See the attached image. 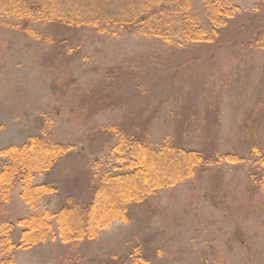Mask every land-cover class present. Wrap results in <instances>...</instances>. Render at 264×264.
<instances>
[{
    "label": "rangeland",
    "instance_id": "rangeland-1",
    "mask_svg": "<svg viewBox=\"0 0 264 264\" xmlns=\"http://www.w3.org/2000/svg\"><path fill=\"white\" fill-rule=\"evenodd\" d=\"M220 1L237 6L244 13H252L255 7L264 8V0ZM191 13L207 26L201 0H191ZM252 28L250 23L243 28L235 26L227 36L228 42ZM46 29L44 33H49ZM70 34L75 48L61 57L64 65L59 66L52 47H43L20 29L0 23V149L20 145L44 130L48 139L68 147L71 154L49 174L35 178V185L52 181L58 188L57 194L44 197L35 211L54 209L67 194L84 199L85 178L90 173H104L119 166L110 148L96 159L88 154V126L81 128L70 120L68 110V103L77 92L99 82L108 68L118 65L133 84L142 85H132V93L144 92L143 86L150 80L163 83L176 74L175 84L167 83L179 93L177 105L183 104L182 97L188 102L204 87L208 93H202L192 111L197 105L205 118L204 98L216 102L213 130L195 131L191 147L210 144L220 154L247 155L242 133L244 116L254 106L264 107V52L249 46L251 40L241 45L238 37L237 47L227 42L229 51L223 50L218 58L211 57L203 65L204 61L197 59L206 55L207 47L167 46L154 38L114 31L76 29ZM179 78L184 80L181 90L177 87ZM53 84L57 87L54 93ZM166 91L171 93L170 88ZM154 93L149 91L139 97L146 100ZM165 96L152 99L153 106H159L149 128V141L154 148L170 134L175 123V101L168 94ZM150 112L148 107L147 113ZM122 115L120 110L100 113L93 125L103 128L118 124ZM257 128L264 143V120ZM260 138L257 142H261ZM252 169L253 163L247 157L237 164L220 163L197 169L193 177L177 186L149 195L146 205H131L128 221L112 223L96 240L73 247L63 246L52 236L46 243L18 253L14 264L105 263L111 259L108 256H119L128 250L134 239L144 246L150 264H264V200L252 187ZM218 180L222 185L215 190L213 184ZM223 191L226 199L221 204ZM30 212L18 198V191L3 210L12 221L18 214Z\"/></svg>",
    "mask_w": 264,
    "mask_h": 264
},
{
    "label": "trees",
    "instance_id": "trees-1",
    "mask_svg": "<svg viewBox=\"0 0 264 264\" xmlns=\"http://www.w3.org/2000/svg\"><path fill=\"white\" fill-rule=\"evenodd\" d=\"M201 1L207 26L191 13V0H0V23L20 29L43 47H52L54 56L60 61L59 66L64 65L61 57L75 48L70 33L76 29L130 33L161 40L167 46L207 47L206 55L197 59L204 61L203 65L213 57L218 58L223 50L229 51L231 48L226 44L237 47L238 37L241 45L251 40L249 46L264 52L263 7L244 13L237 6L220 0ZM249 23L254 26L251 31L228 42L227 36L235 26L243 28ZM45 28L49 33H44ZM175 76H170L168 83H174ZM167 81L150 80L143 86L144 92L132 93L142 85L133 84L118 65L108 68L99 82L70 99L69 119L81 128L88 126L85 130L88 154L96 159L105 148H110L119 165L104 173L89 172L90 176L85 178L84 199L67 194L54 209L35 211L44 197L55 196L58 192L55 182L35 185V178L49 174L60 160L71 158L70 149L48 139L44 130L20 145L0 149V264H14L18 253L44 244L52 236L63 246L73 247L96 240L112 223L127 222L131 205H146L147 197L155 191L173 188L193 177L197 169L220 163L237 164L246 157L252 161L253 175L249 178L255 193L264 200V143L257 133V125L264 120V107L254 106L244 116L242 133L247 142L246 156L220 154L210 144H200L199 148L193 149L191 139L195 131L213 130L211 122L217 103L204 98V118L197 105L192 111V105L208 90L203 87L188 102L182 97L183 104L177 105L179 93L175 92V86L169 87ZM183 83L184 80L179 78V90ZM56 88L53 84V93ZM169 88L171 93L166 91ZM149 91L156 93L146 100L139 97ZM166 94L176 104L175 123L170 134L154 148L149 141V128L159 106L154 107L152 99L158 95L166 97ZM148 107H151L150 113H147ZM113 110L123 112L118 124L103 128L93 125L97 115ZM259 138L261 142H257ZM213 185L215 190H220L222 182L218 180ZM16 191L31 212L18 214L12 221L3 210ZM220 198L223 204L224 191ZM144 250L142 243L134 239L123 254L108 256L111 259L105 263L92 261L91 264H150V257Z\"/></svg>",
    "mask_w": 264,
    "mask_h": 264
}]
</instances>
